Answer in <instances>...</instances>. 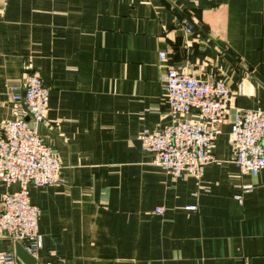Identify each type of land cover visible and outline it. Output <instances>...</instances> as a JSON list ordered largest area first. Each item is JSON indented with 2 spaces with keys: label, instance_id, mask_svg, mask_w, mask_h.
Returning a JSON list of instances; mask_svg holds the SVG:
<instances>
[{
  "label": "crops",
  "instance_id": "crops-1",
  "mask_svg": "<svg viewBox=\"0 0 264 264\" xmlns=\"http://www.w3.org/2000/svg\"><path fill=\"white\" fill-rule=\"evenodd\" d=\"M160 52L232 92L200 178L140 148L172 122ZM25 74L48 89L42 135L61 165V184L29 189L38 264H264V171L239 173L230 135L236 110L264 112V0H0V127L25 118L9 97Z\"/></svg>",
  "mask_w": 264,
  "mask_h": 264
},
{
  "label": "built area",
  "instance_id": "built-area-1",
  "mask_svg": "<svg viewBox=\"0 0 264 264\" xmlns=\"http://www.w3.org/2000/svg\"><path fill=\"white\" fill-rule=\"evenodd\" d=\"M180 26L186 35L192 34L187 20ZM158 57L167 65L162 83L172 122L158 133L143 131L138 137L141 151L173 179L200 178L213 161L212 148L231 108L232 92L216 76L200 79L182 67L168 65L165 52ZM48 96L37 75L25 74L21 84L9 91L10 100L23 108L25 118L6 121L0 127V183L7 189L0 200V236L12 248L19 244L36 260L42 240L37 230L39 211L30 204L29 189L61 184V165L42 135ZM192 115L198 120H191ZM230 135L239 173L256 177L264 171V112L236 110ZM12 186L17 189L9 191ZM154 213L160 216L164 209L156 208ZM0 264L21 263L12 249L0 252Z\"/></svg>",
  "mask_w": 264,
  "mask_h": 264
},
{
  "label": "water",
  "instance_id": "water-1",
  "mask_svg": "<svg viewBox=\"0 0 264 264\" xmlns=\"http://www.w3.org/2000/svg\"><path fill=\"white\" fill-rule=\"evenodd\" d=\"M199 78L204 79L205 76ZM24 121H27V119H25ZM14 254L21 264H38L36 259L26 254L19 244L14 245Z\"/></svg>",
  "mask_w": 264,
  "mask_h": 264
}]
</instances>
